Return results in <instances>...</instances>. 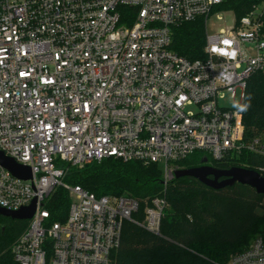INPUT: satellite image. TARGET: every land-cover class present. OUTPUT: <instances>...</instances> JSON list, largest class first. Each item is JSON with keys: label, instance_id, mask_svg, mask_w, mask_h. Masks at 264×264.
<instances>
[{"label": "built area", "instance_id": "obj_1", "mask_svg": "<svg viewBox=\"0 0 264 264\" xmlns=\"http://www.w3.org/2000/svg\"><path fill=\"white\" fill-rule=\"evenodd\" d=\"M226 1L0 0V152L32 173L0 165V207L37 202L8 264H115L125 221L161 235L165 195L139 221L137 200L64 183L60 161L158 164L165 193L196 152L210 166L264 155V137L246 142L242 112L221 105L228 96L244 104L248 79L264 72V7L239 20L230 12L232 26L207 32L205 59L170 49L173 27L208 20ZM59 187L71 198L64 222L46 206ZM227 264H264L263 237Z\"/></svg>", "mask_w": 264, "mask_h": 264}, {"label": "trees", "instance_id": "obj_2", "mask_svg": "<svg viewBox=\"0 0 264 264\" xmlns=\"http://www.w3.org/2000/svg\"><path fill=\"white\" fill-rule=\"evenodd\" d=\"M263 1L227 0L215 10L233 12L239 20ZM122 9L132 19L137 12L135 9ZM171 32L172 51L192 61L205 59V18L175 26ZM245 103L249 107L242 112L244 139L252 142L264 137V72L255 73L248 79ZM206 157L209 156L196 152L178 166L181 169L200 167ZM210 162L221 170L241 167L258 171L264 165V155L245 151L224 162H212L211 159ZM58 165L64 171L63 182L66 184L81 186L97 197L137 200L139 211L133 218L139 221L144 219L152 199L166 196L168 207L161 235H154L131 221H125L121 244L113 254L115 264H227L235 255L249 248L248 244L256 234L264 239V195L249 186L236 184L214 190L194 178L175 177L164 193L163 170L158 164L145 165L109 158L82 167L63 161ZM70 205L69 192L62 187L57 188L46 202L52 221L64 222ZM28 224V220H13L0 215V264L12 261L11 247Z\"/></svg>", "mask_w": 264, "mask_h": 264}, {"label": "water", "instance_id": "obj_3", "mask_svg": "<svg viewBox=\"0 0 264 264\" xmlns=\"http://www.w3.org/2000/svg\"><path fill=\"white\" fill-rule=\"evenodd\" d=\"M202 163L203 165L200 167L177 170L175 177L177 179L191 177L214 190H221L236 184L246 185L253 188L258 194L264 195V176L259 172L241 167L221 170L208 165L207 158H204ZM0 165L18 178L30 179L32 176L29 167L16 163L13 159L6 157L2 152H0ZM221 178L225 179L220 180ZM36 209L37 202L34 201L30 206L19 211H8L0 207V215L13 220H31L35 215Z\"/></svg>", "mask_w": 264, "mask_h": 264}, {"label": "rangeland", "instance_id": "obj_4", "mask_svg": "<svg viewBox=\"0 0 264 264\" xmlns=\"http://www.w3.org/2000/svg\"><path fill=\"white\" fill-rule=\"evenodd\" d=\"M256 7H264V1L260 2ZM206 19V18H205ZM234 15L227 11L222 10H214V13L206 19V29L209 35H214L219 32L220 29H225L233 25ZM237 101H239V96ZM221 105L227 108H233V101L230 97H226L224 100L221 101ZM258 237L256 234L252 240H250L248 246H251L253 241Z\"/></svg>", "mask_w": 264, "mask_h": 264}, {"label": "clouds", "instance_id": "obj_5", "mask_svg": "<svg viewBox=\"0 0 264 264\" xmlns=\"http://www.w3.org/2000/svg\"><path fill=\"white\" fill-rule=\"evenodd\" d=\"M233 107L236 108L237 110H239L240 112H244L247 110V108L249 107L248 104H241L239 102H233Z\"/></svg>", "mask_w": 264, "mask_h": 264}, {"label": "flooded vegetation", "instance_id": "obj_6", "mask_svg": "<svg viewBox=\"0 0 264 264\" xmlns=\"http://www.w3.org/2000/svg\"><path fill=\"white\" fill-rule=\"evenodd\" d=\"M213 178V177H212ZM225 178H221L220 180H224Z\"/></svg>", "mask_w": 264, "mask_h": 264}]
</instances>
